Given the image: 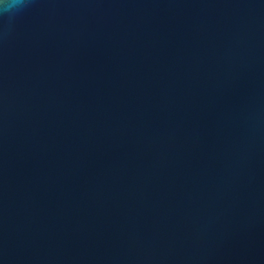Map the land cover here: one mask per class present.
Listing matches in <instances>:
<instances>
[{"label": "water", "instance_id": "water-1", "mask_svg": "<svg viewBox=\"0 0 264 264\" xmlns=\"http://www.w3.org/2000/svg\"><path fill=\"white\" fill-rule=\"evenodd\" d=\"M0 264H264V0L0 12Z\"/></svg>", "mask_w": 264, "mask_h": 264}, {"label": "clouds", "instance_id": "clouds-1", "mask_svg": "<svg viewBox=\"0 0 264 264\" xmlns=\"http://www.w3.org/2000/svg\"><path fill=\"white\" fill-rule=\"evenodd\" d=\"M24 5V0H0V12H10Z\"/></svg>", "mask_w": 264, "mask_h": 264}]
</instances>
